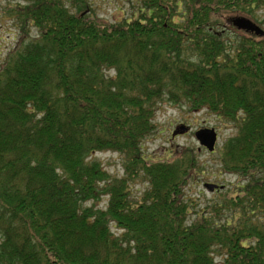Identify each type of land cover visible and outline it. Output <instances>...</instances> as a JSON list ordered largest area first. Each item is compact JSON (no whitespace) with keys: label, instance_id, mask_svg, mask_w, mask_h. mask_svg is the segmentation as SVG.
I'll list each match as a JSON object with an SVG mask.
<instances>
[{"label":"trees","instance_id":"1","mask_svg":"<svg viewBox=\"0 0 264 264\" xmlns=\"http://www.w3.org/2000/svg\"><path fill=\"white\" fill-rule=\"evenodd\" d=\"M139 2L109 20L86 0H8L18 39L0 63V264H264V36L231 21L264 0ZM161 101L235 129L219 164L243 183L193 220V150L142 152ZM99 151L122 155L124 174Z\"/></svg>","mask_w":264,"mask_h":264},{"label":"rangeland","instance_id":"2","mask_svg":"<svg viewBox=\"0 0 264 264\" xmlns=\"http://www.w3.org/2000/svg\"><path fill=\"white\" fill-rule=\"evenodd\" d=\"M78 5L80 0H66ZM92 12L100 18L109 20H121L129 18L132 11L140 6V0H86ZM8 0H0V63L6 57L7 53L16 46L18 39V27L14 21L5 14V8ZM246 17L261 28L264 29V5L253 11H243L239 14ZM238 16V15H237ZM235 16V17H237ZM229 30L227 27H221V30ZM36 29L31 27V33ZM237 33L229 32V36L235 37ZM154 117L155 129L143 142V155L150 156L154 159L175 158L181 155L185 149L193 150L196 157V171L192 174L193 179L189 180L185 194L193 198V210L189 218H195V211L200 210L208 202L220 201V196L224 194H234L242 178L231 174L224 173L219 164V150L224 142L230 138L235 129L231 124L221 122L214 115L205 110L190 111L186 105H174L168 101H161ZM180 126H187V131H182ZM204 127H213L217 133V142L213 152H208L205 148L200 147L194 131ZM178 153V154H177ZM93 158L99 160L102 166L111 176H122L124 174L123 156L118 152L99 151L93 155ZM205 183H214L223 185L215 191H209L204 187ZM132 195L139 196L146 188V183L138 178L130 182ZM93 202L88 201L87 205ZM99 207L105 206V201L98 202ZM113 230H116L113 228ZM221 256L215 253V259L219 260Z\"/></svg>","mask_w":264,"mask_h":264},{"label":"water","instance_id":"3","mask_svg":"<svg viewBox=\"0 0 264 264\" xmlns=\"http://www.w3.org/2000/svg\"><path fill=\"white\" fill-rule=\"evenodd\" d=\"M231 21L232 24L240 30L253 33L257 36H264V29L246 17L237 16L234 17ZM182 131H187V128L184 127ZM194 137L196 138L200 147H204L208 152H212L214 150L217 142V133L213 127H204L197 129L196 131H194ZM204 186L209 191H213L218 187L214 183H205Z\"/></svg>","mask_w":264,"mask_h":264},{"label":"flooded vegetation","instance_id":"4","mask_svg":"<svg viewBox=\"0 0 264 264\" xmlns=\"http://www.w3.org/2000/svg\"><path fill=\"white\" fill-rule=\"evenodd\" d=\"M185 126H180V129L182 130ZM216 190V189H215Z\"/></svg>","mask_w":264,"mask_h":264}]
</instances>
